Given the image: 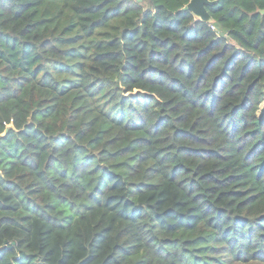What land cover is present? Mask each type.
<instances>
[{"label":"trees","instance_id":"1","mask_svg":"<svg viewBox=\"0 0 264 264\" xmlns=\"http://www.w3.org/2000/svg\"><path fill=\"white\" fill-rule=\"evenodd\" d=\"M216 1L0 0V264H264V0Z\"/></svg>","mask_w":264,"mask_h":264},{"label":"water","instance_id":"2","mask_svg":"<svg viewBox=\"0 0 264 264\" xmlns=\"http://www.w3.org/2000/svg\"><path fill=\"white\" fill-rule=\"evenodd\" d=\"M216 0H190L184 7L183 10L191 11L200 20L210 21L211 15L207 9V6L214 5ZM264 13V10H260Z\"/></svg>","mask_w":264,"mask_h":264},{"label":"clouds","instance_id":"3","mask_svg":"<svg viewBox=\"0 0 264 264\" xmlns=\"http://www.w3.org/2000/svg\"><path fill=\"white\" fill-rule=\"evenodd\" d=\"M109 96H111V92H109ZM111 103H116L117 105L119 104L118 100H113V101H111Z\"/></svg>","mask_w":264,"mask_h":264},{"label":"rangeland","instance_id":"4","mask_svg":"<svg viewBox=\"0 0 264 264\" xmlns=\"http://www.w3.org/2000/svg\"><path fill=\"white\" fill-rule=\"evenodd\" d=\"M264 110V103L262 104V111L260 112V114L263 112Z\"/></svg>","mask_w":264,"mask_h":264},{"label":"built area","instance_id":"5","mask_svg":"<svg viewBox=\"0 0 264 264\" xmlns=\"http://www.w3.org/2000/svg\"><path fill=\"white\" fill-rule=\"evenodd\" d=\"M214 28V27H213Z\"/></svg>","mask_w":264,"mask_h":264}]
</instances>
